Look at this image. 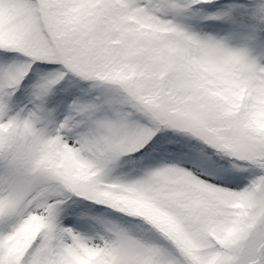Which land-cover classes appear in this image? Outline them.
<instances>
[{
    "label": "snow or ice",
    "instance_id": "6c2138e0",
    "mask_svg": "<svg viewBox=\"0 0 264 264\" xmlns=\"http://www.w3.org/2000/svg\"><path fill=\"white\" fill-rule=\"evenodd\" d=\"M0 264H264V0H0Z\"/></svg>",
    "mask_w": 264,
    "mask_h": 264
}]
</instances>
